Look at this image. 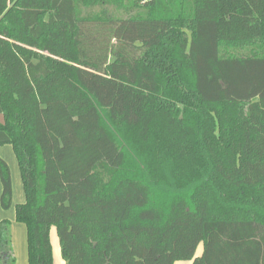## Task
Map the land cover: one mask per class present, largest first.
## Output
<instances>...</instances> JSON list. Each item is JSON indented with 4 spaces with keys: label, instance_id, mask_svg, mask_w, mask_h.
<instances>
[{
    "label": "trees",
    "instance_id": "obj_1",
    "mask_svg": "<svg viewBox=\"0 0 264 264\" xmlns=\"http://www.w3.org/2000/svg\"><path fill=\"white\" fill-rule=\"evenodd\" d=\"M6 144L28 264H264V0H0Z\"/></svg>",
    "mask_w": 264,
    "mask_h": 264
},
{
    "label": "rangeland",
    "instance_id": "obj_2",
    "mask_svg": "<svg viewBox=\"0 0 264 264\" xmlns=\"http://www.w3.org/2000/svg\"><path fill=\"white\" fill-rule=\"evenodd\" d=\"M114 15L118 17H123V14L120 12L114 13ZM0 158L5 162L9 170L10 181L12 186V198H11L10 207L4 209L0 204V221L5 220L9 223L11 239L13 238L14 240L17 239L19 236L16 233L15 228L12 226L13 223L15 224V226H19L20 228H22L25 232L24 225L16 222L15 220V206L18 204H22L24 202L23 186H22L20 171L18 167V162L10 145L7 144L0 145ZM1 189L2 187L0 181V197H1ZM11 219L13 221H11ZM50 239H51V244L53 246V254L55 259L54 264H63V260L61 259L60 256L58 238L55 232V228L53 227L50 230ZM200 252H201V245H199L196 250V256L199 255ZM189 263L190 262H186V261L176 262V264H189Z\"/></svg>",
    "mask_w": 264,
    "mask_h": 264
},
{
    "label": "crops",
    "instance_id": "obj_3",
    "mask_svg": "<svg viewBox=\"0 0 264 264\" xmlns=\"http://www.w3.org/2000/svg\"><path fill=\"white\" fill-rule=\"evenodd\" d=\"M11 221L13 220L11 219ZM12 226L15 228L16 233L19 236L17 239H14V240L13 238L11 239L13 255L15 257V264H28L26 228L24 232L22 228H20L19 226H15L14 223L12 224ZM59 250H60V247H59ZM201 252H202V247H201ZM201 252L197 256L195 253V257L200 256ZM52 253H53V246H52ZM54 261L55 259H54V254H53V264H54ZM186 262H190L189 264H191V261H186ZM63 264H64V261H63Z\"/></svg>",
    "mask_w": 264,
    "mask_h": 264
}]
</instances>
